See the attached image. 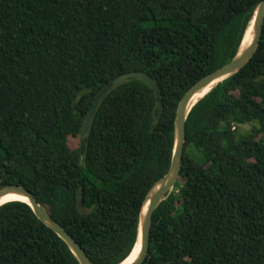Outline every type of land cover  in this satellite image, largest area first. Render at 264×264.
<instances>
[{
    "label": "trees",
    "instance_id": "1",
    "mask_svg": "<svg viewBox=\"0 0 264 264\" xmlns=\"http://www.w3.org/2000/svg\"><path fill=\"white\" fill-rule=\"evenodd\" d=\"M263 0H0V186L23 185L96 264L135 247L170 169L184 95L237 54ZM86 151L73 148L99 92ZM253 123L251 131L240 127ZM264 24L242 70L191 110L179 180L143 264H264ZM0 264H80L23 201L0 206Z\"/></svg>",
    "mask_w": 264,
    "mask_h": 264
},
{
    "label": "water",
    "instance_id": "2",
    "mask_svg": "<svg viewBox=\"0 0 264 264\" xmlns=\"http://www.w3.org/2000/svg\"><path fill=\"white\" fill-rule=\"evenodd\" d=\"M263 24L264 0L261 1L256 7L253 18L250 23L253 29V38L251 43L245 47H242V41L237 54L228 64L213 71L212 73L199 80L182 98L178 106L175 118V141L171 166L167 174L155 183V185L151 188L148 195L146 196L140 213L139 232L137 238V242L139 239L141 240L140 251L136 259L131 264H143L146 260L149 253L153 214L157 207L160 205V203L165 200L173 191L174 187L176 186L179 180L186 142V123L191 110L216 85H218L220 82H223L227 78L235 75L240 70H242L244 66L247 65V63L254 56L259 46L262 36ZM135 78L142 79L144 82L152 86V88L155 90L158 103L156 111L157 116H160L163 106V100L161 97L160 88L156 81L145 72L132 71L124 73L114 78L112 81L105 85V87L99 92V94L95 98L94 103L86 114L81 128V148L83 154L86 151L89 128L97 112L99 104L107 96V94L116 86L120 85L124 81ZM212 85L214 86L208 92L204 93L205 90ZM10 194H18L24 197L26 200L11 201H23L29 204L33 211L36 213V215L45 224L51 227L67 243L74 255L79 260L80 264H96L90 258L87 252L83 249V247L70 234V232L52 217L48 208L37 200L36 196L30 189L23 185L8 184L0 186V199ZM5 203L7 202L0 204V206Z\"/></svg>",
    "mask_w": 264,
    "mask_h": 264
},
{
    "label": "bare ground",
    "instance_id": "3",
    "mask_svg": "<svg viewBox=\"0 0 264 264\" xmlns=\"http://www.w3.org/2000/svg\"><path fill=\"white\" fill-rule=\"evenodd\" d=\"M252 38H253V29H252V25H250V27L248 28L246 35L244 37L242 47L243 46L245 47L248 44H250L252 41ZM214 85L207 88L204 93L208 92ZM11 200H26V199L24 197L18 195V194H10V195H7V196L1 198L0 204H2L4 202L11 201ZM140 245H141V240L139 239L134 250H132L130 255L121 264H131L136 259V257L138 256V253L140 251Z\"/></svg>",
    "mask_w": 264,
    "mask_h": 264
},
{
    "label": "rangeland",
    "instance_id": "4",
    "mask_svg": "<svg viewBox=\"0 0 264 264\" xmlns=\"http://www.w3.org/2000/svg\"><path fill=\"white\" fill-rule=\"evenodd\" d=\"M253 129V123L244 124L240 127V132L245 133ZM261 137H264V133L261 134ZM69 144L73 148H78L81 144V137H70Z\"/></svg>",
    "mask_w": 264,
    "mask_h": 264
}]
</instances>
